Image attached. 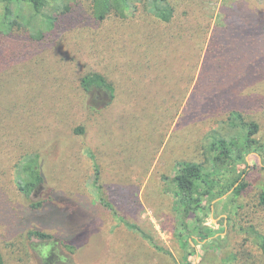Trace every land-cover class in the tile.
<instances>
[{"label":"rangeland","instance_id":"1","mask_svg":"<svg viewBox=\"0 0 264 264\" xmlns=\"http://www.w3.org/2000/svg\"><path fill=\"white\" fill-rule=\"evenodd\" d=\"M188 1L177 0L181 13ZM237 1L239 0H208L207 11L211 18L209 33L217 26L228 23V20L231 27L232 23L245 20L247 13L251 14L247 8L252 10L260 5L259 11L264 15V0H243V5L236 4ZM63 3L72 6L71 11L55 12L58 19L57 27L46 35L50 40L48 46L53 43L58 58L61 59L67 54V59L61 60L64 66L73 68V65H78L76 55L72 53L79 56L80 47L74 48L76 46L73 45L75 42H84L86 40L84 34L88 31H91L89 38L99 44L96 59L99 67H103L107 49L113 60L118 52L129 56L136 54L134 45L138 41L141 29L143 32L148 31L143 35V40L148 42L149 47L160 48L156 39V24L143 9L134 21L127 23L128 28L132 30V27V31L138 34L128 39L125 32H119L123 31V28L118 30L123 23L117 18H109L101 23H96L92 19V0H66ZM54 6L51 0L47 10L52 12ZM233 6L231 11L234 12L228 14L230 11L225 8L230 9ZM25 13L29 14L26 8ZM187 17L188 15H182L180 21L184 22ZM40 21V18L30 17L31 24L27 28L30 31L37 29ZM262 21L260 32L253 40L260 53L252 60L251 66L254 67L252 74L245 79L244 86L242 82L240 84V91L237 92L239 104H235L240 107L247 119L260 124V131L256 135L259 139H264V20ZM140 26L142 27L139 28ZM27 32L25 29L23 33H18L17 37L24 38ZM113 36L117 39L112 40ZM62 39H65L64 51L57 47ZM12 41L16 44H12ZM122 41L126 42L125 48L128 51L125 49L121 51L118 47ZM5 44V48H12L14 45L13 49L18 52L22 46L17 39H7ZM82 47L85 50L83 45ZM44 49L41 54H47L49 51ZM81 66L85 67L83 60ZM203 67L207 71L203 79L204 88L214 108L202 115L205 118L203 123L195 122L196 117H193L195 123L182 124L181 118L189 110L186 111L184 107L195 104V101L199 103L200 95L198 92L195 93L194 89L197 83H200ZM112 69L111 67L110 71L115 73ZM18 85L19 80L14 78H0V129L6 132L9 130L12 136H15L14 140H8L5 132H1L3 136H0V188L3 192V195L1 194L3 203L8 202V211L10 216L14 217L12 232L14 227L18 229L15 236L12 235L11 238L5 236L6 233L10 236V232L2 219L4 207L0 202V251L5 264H189L188 261L190 264H264L262 250L254 235L255 232L264 234V207L259 204V192L264 186V168L257 166L259 159L249 160V164L255 168L250 169L245 178L249 185L237 199L240 208L233 221L230 220L231 224L228 225V213L226 214L225 210L229 202L227 199L222 202L227 195L218 197L211 203V211L208 212L204 223L217 232L216 236L221 238L222 243L205 248L203 246L205 241L199 238L201 243L192 242L195 247L192 255H189L182 246L180 238L182 225L178 211L174 208V186L163 179L164 174L170 178L174 175L180 160H194L209 165L206 162L205 150L208 143L206 133L210 130L216 129L219 133L227 135L233 132L228 125L231 104L223 105L228 99L226 93L230 92L229 82L220 75L218 66L213 64L211 58L205 65V52L200 57L187 94L181 101V107L167 129L161 146L160 136L157 134L161 126L159 124L153 125L150 129L151 138L157 134L156 140L151 141L150 138L145 139L146 142L143 140L139 142L129 137L124 138L122 143L128 146L126 155L119 154L117 159L106 153L99 155L97 163L100 173L96 182L93 159L85 152L69 153L71 146L64 145L66 150L62 148L64 142L61 139L57 143L59 146L46 148L41 161L46 182L29 199L24 198L17 189L16 163L25 153L32 150L29 139L31 136L26 132L30 130L32 134L35 129L45 128V122L36 116L41 110L32 109L28 123H21L20 109L17 111L14 108L22 98ZM38 92L39 90L30 91V95ZM77 92L74 86L72 93ZM42 93L49 94V91L42 90ZM96 95H91V98ZM47 100L45 97L44 101ZM96 100L102 102L101 96ZM41 107L53 109L64 117L65 126L69 124L63 114L66 108L63 101L58 107L47 106L46 102L39 108ZM196 114L200 116L201 113ZM185 125L187 127H184ZM123 136L126 137L125 134ZM21 138L24 139L23 143ZM81 149L83 150V146ZM233 167L237 168L238 172L244 165ZM100 197L114 206L116 214L100 200ZM46 198L49 202L43 208L30 207L31 202ZM2 199L0 198V201ZM207 202L205 200L203 204L206 205ZM122 219L139 226L151 238L147 239L137 230L127 227ZM32 228L42 229L54 235V238L29 239L27 231ZM192 236L194 237L193 234ZM151 239L161 249L156 248ZM196 252L200 255L198 256ZM229 256L230 260H226Z\"/></svg>","mask_w":264,"mask_h":264},{"label":"trees","instance_id":"2","mask_svg":"<svg viewBox=\"0 0 264 264\" xmlns=\"http://www.w3.org/2000/svg\"><path fill=\"white\" fill-rule=\"evenodd\" d=\"M52 1L55 6L51 12L47 10L51 0H0V78L19 80L18 87L21 89L22 98L14 108L17 111L20 109L21 123H28L32 109L41 110L36 116L45 122V128L42 127L44 129H35L32 134L30 130L26 132L31 136L29 139L33 147H29L32 150L25 153L16 163L18 191L24 198L29 199L43 186L46 180L41 166L42 157L47 147L58 145L61 139L64 142L62 148L66 150L64 145L71 146L69 153L85 152L93 159L96 182L100 173L97 163L99 155L106 153L115 159L119 154L126 155L128 146L122 143L124 138L146 142L145 139L151 138L150 129L159 124L161 126L157 134L160 136L161 146L167 129L173 123L181 101L187 94L200 57L205 52V65L211 58L213 64L218 66L220 75L229 82L230 92L226 93L228 99L223 105L231 104L228 125L233 132L227 135L219 133L216 129L210 130L206 133L208 143L205 150L206 162L209 165L194 160H180L174 175L170 178L164 174L163 179L174 186V208L180 217V238L187 253L192 255V251L195 252L192 242L198 244L203 240L205 248L220 245L222 240L216 236L217 232L204 223L208 212L211 211V203L218 197L227 195L222 202L226 199L229 202L225 210L226 214L228 213V225L231 224L230 220L233 221L240 208L237 199L249 185L245 178L249 170L255 168L249 164V160L259 159L257 166L264 168V139L256 137L260 124L247 119L240 107L235 105L239 104L237 92L240 91V84L242 82L244 86L245 79L252 74V60L260 53L253 41L264 20V15L260 13L262 11H259L260 5L252 10L247 8L251 14L245 11V20L232 23V27L226 17L228 23L217 26L210 34L208 0H189L185 4L187 9H182L184 14L179 11L181 9L177 0H92V19L101 23L109 18H117L123 23V27H118V30L123 28V31L119 32H125L128 39L138 34L132 31V27L130 30L127 23L134 21L143 9L156 24V39L160 48L149 47L148 42L143 40V35L148 31L143 32L141 29L134 45L136 54L131 53L132 56H129L118 52L113 60L107 49L103 67H99L96 61L99 44L89 38L91 31H88L84 34V42H75L73 45L76 46L74 48L80 47L79 56L72 53L76 55L78 65L69 68L61 62L67 59V54L61 59L58 58L53 43L48 46L50 40L46 33L57 27L55 12H69L72 6L63 3L66 0ZM236 4L243 5V0L237 1ZM25 8L29 14L25 13ZM233 8L234 6L225 10H229L228 14H231L234 12L231 11ZM182 15H188L184 22L180 21ZM30 17L41 19L37 29L32 31L27 28L31 24ZM25 29L29 33L27 32L24 38L17 37V34L23 33ZM7 39H17L21 42L20 51H15L14 45L12 48H5ZM111 39L115 40L117 37L113 36ZM63 40L65 41L62 39L57 46L61 51L65 50ZM12 44L16 43L12 41ZM125 45L126 42L122 41L118 47L121 51H128ZM42 49L49 51L47 54H41ZM82 60L85 67L81 66ZM111 67L115 73L110 71ZM206 72L203 67L200 83H197L194 89L195 93L200 95L199 103L195 101V104L184 107L186 111L189 110L181 118L182 124L203 123L205 118L202 115L214 108L204 88L203 79ZM74 86L78 90L77 94L72 93ZM37 90L38 93L30 95V91ZM42 90L49 91V94H43ZM93 94H97L96 98L101 96L102 102L97 101L95 97L92 99ZM35 97L37 99L31 100ZM45 97L48 98L47 101H44ZM62 101L66 105L63 114L69 121L67 126L64 124V117L53 109L39 108L44 102L47 106L58 107ZM195 111L201 113L200 116H197ZM193 117H196L195 122ZM1 132H5L8 140L15 139L9 130L6 132L0 129V136H3ZM157 134L151 141L156 140ZM20 140L24 142L23 138ZM238 165L244 167L236 172L237 168L233 166ZM1 194L3 195V192L0 188L2 199ZM100 200L116 214L113 205L103 197H100ZM205 200L208 201L206 205L203 204ZM3 201H0L4 207L2 219L10 232V236L7 233L5 236L11 238L18 233V229L14 227L12 232L14 217L10 216L8 202ZM48 202L47 198L34 201L30 203V207L40 209ZM259 204L264 207V186L259 192ZM122 220L127 227L137 230L147 239L151 238L139 226ZM254 235L264 256V234L255 232ZM27 237L48 240L54 238V235L42 229L32 228L27 231ZM199 238L201 240H198ZM150 241L156 248L161 249L152 239ZM196 254L200 255L198 252ZM230 258L229 256L226 260ZM188 263L190 264L189 261ZM0 264H5L1 251Z\"/></svg>","mask_w":264,"mask_h":264}]
</instances>
